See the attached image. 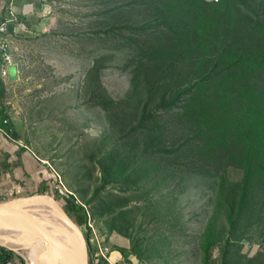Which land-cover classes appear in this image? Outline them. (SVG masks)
I'll use <instances>...</instances> for the list:
<instances>
[{
	"label": "rangeland",
	"instance_id": "374dc122",
	"mask_svg": "<svg viewBox=\"0 0 264 264\" xmlns=\"http://www.w3.org/2000/svg\"><path fill=\"white\" fill-rule=\"evenodd\" d=\"M236 1L258 25L237 34L240 57L254 64L244 60L232 77L258 91L257 108L264 115V0ZM127 2L0 0V13L7 4L13 19L2 38L9 58L0 50V120L7 114L12 132L0 136L18 140L57 173L52 193L39 192L59 201L89 238L96 263L264 264V174L229 216L221 180L242 183L244 170L211 155L209 130L174 121L178 107L158 112L168 123L167 144L187 141L177 153L158 155L153 147L145 151L128 112L120 110L113 127L98 104L99 88L115 100L131 96L128 109L139 112L149 97L153 79H133L139 52L108 19ZM11 64L17 67L14 80L3 74ZM203 143L207 150L200 152ZM67 194L83 209H71ZM2 246L14 250L8 264H31L24 254L32 249Z\"/></svg>",
	"mask_w": 264,
	"mask_h": 264
},
{
	"label": "trees",
	"instance_id": "16d2710c",
	"mask_svg": "<svg viewBox=\"0 0 264 264\" xmlns=\"http://www.w3.org/2000/svg\"><path fill=\"white\" fill-rule=\"evenodd\" d=\"M241 4L236 0H128L123 9H114L108 19L119 25L126 44L139 52L134 81L140 75L153 79L148 100L139 112L128 109L131 96L115 100L100 88L94 92L113 127L118 123L120 110L136 120L134 129H140L145 151L153 147L155 154H174L187 143L167 144L168 123L157 114L163 110L169 112L178 107L179 111L173 113L174 121L187 123L191 129L209 130L214 142L208 148L203 143L205 149L200 152L209 149L211 155L226 157L229 163L244 170L242 183L221 180L219 192L229 216L237 205H243L253 181L264 174V115L257 108L258 91L235 83L236 78L232 77V71L244 60L254 64L251 58L240 57L242 48L236 43L237 34L244 28L258 25L241 9ZM9 12L6 4L0 13V25L11 18ZM254 56L262 58L258 53ZM7 119L6 114L0 127L12 132ZM65 201L72 204L73 210L83 209L76 205L73 194H67ZM86 240L89 264H99L91 255L87 236ZM13 254L14 250L0 245V264L11 263ZM21 261L25 263L23 258Z\"/></svg>",
	"mask_w": 264,
	"mask_h": 264
},
{
	"label": "bare ground",
	"instance_id": "6f19581e",
	"mask_svg": "<svg viewBox=\"0 0 264 264\" xmlns=\"http://www.w3.org/2000/svg\"><path fill=\"white\" fill-rule=\"evenodd\" d=\"M44 201L50 203L55 208L49 205H32ZM15 204L21 207L22 212L32 223L38 226L49 224L55 227L83 250L79 233L59 213L58 207L60 202L53 196L37 195L21 199ZM0 242L16 250L32 249L34 253L27 252L24 254V256L26 255L29 258L31 264H74L72 256L61 244H58L56 250H51L45 241L34 238L22 231L12 218L2 212H0Z\"/></svg>",
	"mask_w": 264,
	"mask_h": 264
},
{
	"label": "crops",
	"instance_id": "0c3cea01",
	"mask_svg": "<svg viewBox=\"0 0 264 264\" xmlns=\"http://www.w3.org/2000/svg\"><path fill=\"white\" fill-rule=\"evenodd\" d=\"M1 136L3 147L0 150V182L3 185L0 186V201L12 200L13 197L25 198L29 192L42 195L43 192L39 191L48 192L50 187L53 189L58 186L56 175L50 167L44 165L38 155H30V150L24 149L18 140L13 139V144ZM39 172L43 174L45 181H42Z\"/></svg>",
	"mask_w": 264,
	"mask_h": 264
},
{
	"label": "water",
	"instance_id": "95a60500",
	"mask_svg": "<svg viewBox=\"0 0 264 264\" xmlns=\"http://www.w3.org/2000/svg\"><path fill=\"white\" fill-rule=\"evenodd\" d=\"M10 79L14 80L18 77L17 67L13 64L8 67ZM59 213L73 226L79 233L83 250H81L68 236L49 224L36 225L26 217L22 212L21 207L11 202L0 201V212L12 218L16 224L28 235L45 241L51 250H56L58 244H61L64 249L72 256L74 264H89L88 243L85 235L80 227L72 220L70 215L62 207H58ZM59 242V243H58ZM0 245H6L0 242ZM9 246V245H7ZM10 247V246H9ZM12 248V247H11Z\"/></svg>",
	"mask_w": 264,
	"mask_h": 264
},
{
	"label": "built area",
	"instance_id": "2783aa9c",
	"mask_svg": "<svg viewBox=\"0 0 264 264\" xmlns=\"http://www.w3.org/2000/svg\"><path fill=\"white\" fill-rule=\"evenodd\" d=\"M12 21H13V19L11 17V18H8L5 22H3L0 25V50L3 51L2 53H3V57H4L5 60L8 59L9 57L7 55V49L5 47V42L3 41L2 38H3L4 33L7 32V24L8 23H11ZM3 74L9 76L8 69L7 70H4L3 71ZM5 122H6V120H5ZM0 132H2L4 135H7V136H9V133H10V131L8 129L2 128V127H0ZM55 174H56V176H58L57 173H55Z\"/></svg>",
	"mask_w": 264,
	"mask_h": 264
}]
</instances>
